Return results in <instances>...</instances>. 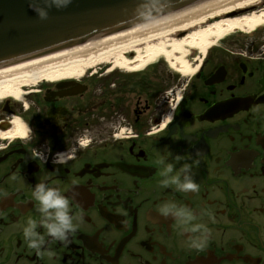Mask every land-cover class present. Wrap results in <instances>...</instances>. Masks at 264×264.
<instances>
[{
	"label": "flooded vegetation",
	"instance_id": "af4514ba",
	"mask_svg": "<svg viewBox=\"0 0 264 264\" xmlns=\"http://www.w3.org/2000/svg\"><path fill=\"white\" fill-rule=\"evenodd\" d=\"M189 60L188 80L163 59L141 71L100 65L0 101V264H264V31ZM46 142L45 163L34 152ZM61 152L74 158L56 165ZM164 153L192 165L198 192L163 186ZM41 181L74 196L82 219L66 245L38 254L23 229L39 219ZM172 203L195 219L164 216ZM196 225L211 233L199 251Z\"/></svg>",
	"mask_w": 264,
	"mask_h": 264
},
{
	"label": "bare ground",
	"instance_id": "6f19581e",
	"mask_svg": "<svg viewBox=\"0 0 264 264\" xmlns=\"http://www.w3.org/2000/svg\"><path fill=\"white\" fill-rule=\"evenodd\" d=\"M264 0H213L149 24L117 32L46 56L0 69V97L20 100L22 88L74 79L97 66L141 71L160 59L182 75L194 74L186 59L229 35L264 28ZM249 13V15H248ZM190 61V60H189Z\"/></svg>",
	"mask_w": 264,
	"mask_h": 264
},
{
	"label": "water",
	"instance_id": "95a60500",
	"mask_svg": "<svg viewBox=\"0 0 264 264\" xmlns=\"http://www.w3.org/2000/svg\"><path fill=\"white\" fill-rule=\"evenodd\" d=\"M213 0H0V69L117 32L143 26ZM39 9L47 19L38 18Z\"/></svg>",
	"mask_w": 264,
	"mask_h": 264
},
{
	"label": "clouds",
	"instance_id": "9594fccd",
	"mask_svg": "<svg viewBox=\"0 0 264 264\" xmlns=\"http://www.w3.org/2000/svg\"><path fill=\"white\" fill-rule=\"evenodd\" d=\"M71 0H62V5L67 6ZM37 11L38 18L41 20L47 19V12L39 9ZM52 154L50 142H46L43 150L37 149L34 155L37 158L44 159L47 162V155ZM170 153H164L159 159V163L163 166L161 175L165 177L162 180L164 187L175 186L176 190L181 192H198L199 185L195 182L192 173V165L184 163L177 168L180 162V157L176 156L170 159ZM73 155L66 153H55L53 155V163L56 165H65L69 159H73ZM193 163L198 164V160H193ZM58 171V169H57ZM32 197L39 203L37 211L39 219H29L27 226L23 229V236L30 249L35 250L38 254L46 249L49 242L67 244L70 237L77 230L76 220L82 219L74 215L75 204L74 196H68L62 193L58 187L49 186L46 181H41L34 185L32 189ZM164 216L171 217L179 222L188 223L195 219L193 210L187 207H181L175 203L161 209ZM42 230V231H41ZM188 239L190 250H202L208 246L210 238V230L201 225H196L190 230Z\"/></svg>",
	"mask_w": 264,
	"mask_h": 264
},
{
	"label": "rangeland",
	"instance_id": "374dc122",
	"mask_svg": "<svg viewBox=\"0 0 264 264\" xmlns=\"http://www.w3.org/2000/svg\"><path fill=\"white\" fill-rule=\"evenodd\" d=\"M262 3V2H261ZM260 30H262V31H264V28H261ZM258 31V30H257ZM242 34V36L243 37H248V36H251V35H246V34H244V33H241ZM232 35H229L228 37H226L225 39H228L229 37H231ZM191 53H193V52H191V51H189L188 52V54H187V57H186V59L188 60V62H190L189 61V59H190V56H191ZM195 53H196V55H198L199 57H200V59H201V55L199 54V51H195ZM199 59V60H200ZM164 60V59H163ZM199 63L196 61V63H195V66H197ZM164 65L166 66L165 67V73L167 74V73H169V74H173V73H176L174 70H173V68H170L169 67V64L164 60ZM192 68H194V67H192ZM179 75V77L182 79V80H188L193 74H187V75H182V74H178ZM3 99H1V97H0V101H2Z\"/></svg>",
	"mask_w": 264,
	"mask_h": 264
}]
</instances>
